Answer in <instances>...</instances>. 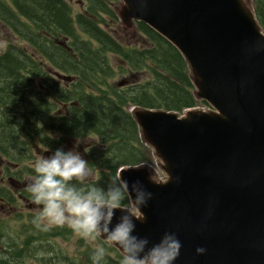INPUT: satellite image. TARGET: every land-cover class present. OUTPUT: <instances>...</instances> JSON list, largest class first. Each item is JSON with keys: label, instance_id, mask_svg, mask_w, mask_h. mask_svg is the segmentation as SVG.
<instances>
[{"label": "water", "instance_id": "water-1", "mask_svg": "<svg viewBox=\"0 0 264 264\" xmlns=\"http://www.w3.org/2000/svg\"><path fill=\"white\" fill-rule=\"evenodd\" d=\"M119 2L124 28L143 22L172 44L209 106L183 115L130 109L166 176L155 180L147 164L118 169L153 194L136 234L155 242L174 232L175 264H264V30L250 2Z\"/></svg>", "mask_w": 264, "mask_h": 264}, {"label": "trees", "instance_id": "trees-1", "mask_svg": "<svg viewBox=\"0 0 264 264\" xmlns=\"http://www.w3.org/2000/svg\"><path fill=\"white\" fill-rule=\"evenodd\" d=\"M8 1L11 7L0 0V22L31 49L8 43L0 52V157L6 162L3 176L9 180L20 183L32 174L34 140L46 149H56L66 138L95 136L100 147L88 151V162L99 169L93 181L102 183L120 167L148 163L149 149L139 141V129L128 106L179 114L199 103L208 106L195 98L182 55L145 23H136L137 33L147 42L140 47L123 46L102 27L108 19L118 21L113 5L119 0H82V12L75 16L66 0ZM252 3L264 30V0ZM109 53L125 63L126 68L119 66L120 74H133V82L124 86L111 83L116 73ZM16 191L17 197L28 200L25 186ZM1 200L13 203L16 197L0 184ZM15 220L22 221L21 217ZM31 221L27 216L14 233L0 220V264H22L40 251L42 255L35 258L42 264L59 260L60 253L47 240L67 239L70 229L29 235L35 229ZM22 235L20 243L15 237ZM38 239L40 244L35 243ZM105 248L106 264H120V254ZM92 250L87 245L83 251L82 260L87 264H91ZM60 260L64 264L70 261Z\"/></svg>", "mask_w": 264, "mask_h": 264}, {"label": "clouds", "instance_id": "clouds-1", "mask_svg": "<svg viewBox=\"0 0 264 264\" xmlns=\"http://www.w3.org/2000/svg\"><path fill=\"white\" fill-rule=\"evenodd\" d=\"M81 142L76 138L71 148H47L49 154L34 161L25 180L28 200L39 209L32 224L41 232L68 228L80 239L103 238L89 256L91 264H106L105 245L118 250L120 264H175L181 244L174 232L155 242L136 234L153 194L139 180L130 183L119 174L93 181L88 160L77 150Z\"/></svg>", "mask_w": 264, "mask_h": 264}, {"label": "rangeland", "instance_id": "rangeland-1", "mask_svg": "<svg viewBox=\"0 0 264 264\" xmlns=\"http://www.w3.org/2000/svg\"><path fill=\"white\" fill-rule=\"evenodd\" d=\"M4 2L8 7L10 6V2L8 0H1ZM72 7V12L73 16H75L77 13L82 12V9L84 7V2L82 0H66ZM250 2L251 7L253 8V3L252 0H248ZM120 4L118 1L113 5V8L116 10L117 6ZM103 28H105L107 31H109L113 37L123 46L130 47V46H144L146 45V40L145 38L140 35L139 33L125 29L124 26L120 23V21H110L109 19L102 25ZM8 43H15L18 45H22L27 51L31 52V49L29 46L25 45L24 43H20L16 36L7 28L5 27L2 23H0V52H2L6 45ZM108 60L110 62V66L113 68V70L116 73L115 78L111 80V83H118V86H124V84H128L133 82L134 76L128 71H126L123 74H120L119 71V66H124L126 68L125 63L122 62V60L117 56L112 53H109L107 55ZM145 77L144 75H141V80H143ZM125 78L128 80V82L125 81V83H121ZM120 84V85H119ZM197 109L201 110H209V106H204L203 104L199 103ZM127 111L130 113L131 107L128 106ZM185 111H183L179 115H183ZM76 138H66L64 140V143L61 145V147L68 149L73 146V143ZM78 141L82 142L78 146L77 150L80 151L83 155L84 158L88 160V151H90L92 148H99V140L95 136L91 137H86V138H77ZM142 144H145L143 139L140 137L139 140ZM146 147H148L145 144ZM102 147V146H101ZM45 147L40 145L37 140L33 141V156L35 160L39 159L42 155L43 152L45 151ZM149 152H148V163L147 165L149 168L153 170V178L155 180H161L163 181L165 179V173L162 171L160 165L161 162L160 160L155 156L153 149L149 146L148 147ZM86 152V153H85ZM5 160L0 157V184L3 185L4 187L10 188V190L14 193V196L16 197V200L13 203H7L4 201H0V220L5 222L6 224L10 225L11 230H14V233L17 232V226L20 225L21 223H24L28 217H33L39 209L35 206H33L29 200L25 199H20L18 196V193L16 190L20 189L21 187L25 186V178L23 177L22 181H18L20 183L13 182L12 180H9V177L3 176V165H4ZM34 164V161L32 162ZM89 168L93 173L92 180L97 177V171L99 170L95 165L91 168L90 163ZM16 217H21L22 221L18 222L15 220ZM29 219V218H28ZM6 231V230H5ZM39 231L36 227L33 231H29V235L33 234L34 232ZM71 231V230H70ZM6 233L10 236H14L12 232H10L9 229H7ZM24 237L23 235L20 237H15V239L18 242L24 241L22 239ZM47 242L53 246V249L55 252L60 253V259H68L70 260L69 263L67 264H87L82 260L83 256V251L85 247L88 245L91 248H95L96 246L100 245L99 242H104L101 238H96L95 240H87V239H80L78 238L74 233H71V235L67 239H62V238H54L52 240H47ZM35 243H41V241L38 239L35 241ZM42 255V252L40 251L39 254L36 256ZM35 256V257H36ZM9 257V256H7ZM34 256H30L29 258H26L23 260L22 264H42L39 261V257L35 258ZM54 258V257H53ZM12 259V258H11ZM57 260L54 258V263L51 264H64V261ZM58 262V263H57Z\"/></svg>", "mask_w": 264, "mask_h": 264}]
</instances>
